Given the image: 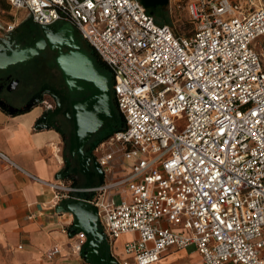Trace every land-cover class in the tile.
Here are the masks:
<instances>
[{
    "label": "built area",
    "instance_id": "1",
    "mask_svg": "<svg viewBox=\"0 0 264 264\" xmlns=\"http://www.w3.org/2000/svg\"><path fill=\"white\" fill-rule=\"evenodd\" d=\"M4 1L39 26L70 24L110 71L123 126L97 145L116 147L97 157L108 177L48 185L56 203L96 208L110 243L129 235L116 264L191 244L201 264H264L263 0H175L193 23L185 35L140 0ZM73 237L79 252L85 234Z\"/></svg>",
    "mask_w": 264,
    "mask_h": 264
},
{
    "label": "crops",
    "instance_id": "2",
    "mask_svg": "<svg viewBox=\"0 0 264 264\" xmlns=\"http://www.w3.org/2000/svg\"><path fill=\"white\" fill-rule=\"evenodd\" d=\"M41 113L38 106L20 112L0 108V152L16 165L0 160V264H94L73 250V217L61 202L56 203L48 183L70 179L78 186H90L100 180L77 181L63 172L61 134L39 122ZM103 236L116 264L125 256L126 239L110 243ZM53 249L59 252L50 255ZM173 250L163 252L153 264H171L163 262ZM196 255L198 260L184 264H201L197 251Z\"/></svg>",
    "mask_w": 264,
    "mask_h": 264
},
{
    "label": "flooded vegetation",
    "instance_id": "3",
    "mask_svg": "<svg viewBox=\"0 0 264 264\" xmlns=\"http://www.w3.org/2000/svg\"><path fill=\"white\" fill-rule=\"evenodd\" d=\"M27 18L13 27L6 37H0V52L31 48L38 41H42L43 45L28 59L0 69V108L20 112L42 104L39 122L60 131L62 147L66 149L64 159L67 163L63 172L71 174L77 181H99L103 179V170L97 162L96 141L119 128L122 118L113 108L114 117L104 120L83 143L81 153L75 146L71 155L72 105L91 95L92 89L89 88L90 83L82 79L76 80L69 89L55 64V58L59 54L81 51L92 60L99 72L110 77L112 84L111 74L96 61L89 44L70 24L57 22L41 27ZM111 102L113 106L112 99ZM73 142L76 143L74 139ZM102 254L109 255L105 240L98 247V256ZM89 259H92V254Z\"/></svg>",
    "mask_w": 264,
    "mask_h": 264
},
{
    "label": "water",
    "instance_id": "4",
    "mask_svg": "<svg viewBox=\"0 0 264 264\" xmlns=\"http://www.w3.org/2000/svg\"><path fill=\"white\" fill-rule=\"evenodd\" d=\"M147 9L162 5L167 0H140ZM264 3V0H263ZM44 27V26H41ZM50 41V39H48ZM43 45L38 41L33 47L21 50L0 52V69L17 61L28 59L37 52ZM56 66L61 70L63 79L69 89L74 82L82 79L90 83L91 95L72 105V136L70 153L73 155L75 146L81 153V147L107 118L114 117V110L111 102V80L106 74L99 72L93 65L92 60L81 51L59 54L55 58ZM58 131V130H57ZM60 133V131H58ZM73 139L76 143L73 142ZM67 163V162H66ZM101 172V170H100ZM103 179L100 180L102 182ZM62 209L67 210L73 217V226L76 232L85 234V241L81 246L80 254L87 259L92 254L91 261L94 264H115V260L109 255H99V244L104 240L102 231L99 228V221L96 208L88 205L80 198L73 200H62ZM86 251V253H85Z\"/></svg>",
    "mask_w": 264,
    "mask_h": 264
},
{
    "label": "rangeland",
    "instance_id": "5",
    "mask_svg": "<svg viewBox=\"0 0 264 264\" xmlns=\"http://www.w3.org/2000/svg\"><path fill=\"white\" fill-rule=\"evenodd\" d=\"M149 11L155 16V19L162 20L165 24H168L176 34L185 35L189 34L193 29V23L190 21L188 14L184 8V4L182 2H177L175 0H167L165 4L157 5L154 8H150ZM27 18L26 13L24 11H16L13 10L7 3L4 1H0V37H6V35L11 31V29L18 24H20L23 20ZM29 19V18H27ZM112 99V95H111ZM41 110L43 109V105H37ZM175 124L180 127L185 124L184 116H181L179 119H176ZM118 129V128H117ZM115 129L114 131H116ZM113 131V132H114ZM111 132L106 138L112 135ZM102 140V141H103ZM101 142V141H100ZM111 149H116L115 145L110 147L107 143L99 146L98 150L95 151L96 157H98L103 151H110ZM63 154L66 153L62 148ZM119 160H120V152L116 151L115 153V161L113 163V173H118L119 170ZM109 174L107 172H103V180L108 177ZM123 195L121 192H116L113 195V199L115 203H119L121 201V196ZM129 238L127 235L123 234L119 237L118 243L120 244L122 240ZM174 249V248H173ZM171 248V250H173ZM170 250V249H169ZM171 254L167 255L164 259L163 263H171V264H184L187 261H196L198 260V256L196 255L195 245L191 244L184 248L183 250L171 251Z\"/></svg>",
    "mask_w": 264,
    "mask_h": 264
},
{
    "label": "trees",
    "instance_id": "6",
    "mask_svg": "<svg viewBox=\"0 0 264 264\" xmlns=\"http://www.w3.org/2000/svg\"><path fill=\"white\" fill-rule=\"evenodd\" d=\"M156 21L158 22V23H164V22H162V20L160 21V20H157L156 19ZM90 47V49H91V52H92V55L94 56V58L96 59V61L106 70V71H108V72H110L109 71V69H108V67H107V65L99 58V56L96 54V52H95V50L91 47V46H89ZM112 100H113V98H112ZM114 109H115V111L121 116V114L119 113V111H118V109H117V107H116V105H115V102H114V100H113V106H112ZM121 118H122V116H121ZM122 121H121V125H120V127H122L123 126V118L121 119ZM119 127V128H120ZM118 128V129H119ZM114 131V130H113ZM113 131H111V132H113ZM110 132V133H111ZM110 133H108L107 135H105L104 137H102L101 139H99V140H97L96 141V144H98L100 141H102L104 138H106Z\"/></svg>",
    "mask_w": 264,
    "mask_h": 264
}]
</instances>
